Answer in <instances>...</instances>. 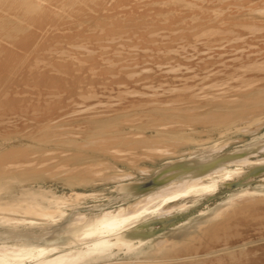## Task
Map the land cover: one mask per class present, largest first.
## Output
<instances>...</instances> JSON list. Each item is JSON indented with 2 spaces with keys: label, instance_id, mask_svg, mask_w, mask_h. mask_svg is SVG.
I'll return each mask as SVG.
<instances>
[{
  "label": "rangeland",
  "instance_id": "374dc122",
  "mask_svg": "<svg viewBox=\"0 0 264 264\" xmlns=\"http://www.w3.org/2000/svg\"><path fill=\"white\" fill-rule=\"evenodd\" d=\"M263 107L264 0H0V248L57 231L15 264H264ZM191 156L232 174L165 206L117 190ZM107 211L145 217L127 242L67 236Z\"/></svg>",
  "mask_w": 264,
  "mask_h": 264
},
{
  "label": "bare ground",
  "instance_id": "6f19581e",
  "mask_svg": "<svg viewBox=\"0 0 264 264\" xmlns=\"http://www.w3.org/2000/svg\"><path fill=\"white\" fill-rule=\"evenodd\" d=\"M30 6V5H29ZM31 7H32V5H31ZM30 7V8H31ZM255 27V26H254ZM256 30V29H255ZM210 31H208V33H209ZM213 32V31H212ZM257 32V31H256ZM211 33V32H210ZM215 34V33H214ZM206 35V34H205ZM209 36V35H208ZM237 37H238V35H237ZM256 67V66H255ZM258 71V70H257ZM263 78V77H262ZM231 80V79H230ZM239 80V79H238ZM245 81V80H244ZM250 81V80H249ZM221 83V82H220ZM219 83V84H220ZM244 83H246L245 85H244ZM244 83H240L242 86L244 85L245 87H246V85L248 84V85H250L251 83H247V81L246 82H244ZM223 84V83H222ZM252 85V84H251ZM253 86V85H252ZM209 87V86H208ZM244 87V88H245ZM249 88H251V86H249ZM248 88V89H249ZM247 88H245V90H248ZM239 90H240V87H239ZM242 90H243V87H242ZM244 91V90H243ZM249 92V91H248ZM213 95V94H212ZM193 96H195V94L193 95ZM197 96V95H196ZM218 96V95H217ZM222 98V97H221ZM227 98V97H226ZM225 99V98H224ZM234 99V98H233ZM264 108V107H263ZM256 109V108H255ZM261 109V108H260ZM260 109H258V110H260ZM253 110H254V108H253ZM261 112V111H260ZM163 124V123H162ZM169 124V123H168ZM94 132V131H93ZM108 136V135H107ZM107 136H105V135H103V136H99L98 138L99 139H104V140H106L105 138H107ZM77 137V136H76ZM158 139V138H157ZM156 139V140H157ZM95 140H98V139H95ZM104 140H102V143H103V141ZM109 140H110V138H109ZM155 140V139H154ZM112 141V140H111ZM176 141H177V139H176ZM100 142V141H99ZM178 142V141H177ZM95 143V142H94ZM93 143V141H92V145L94 144ZM101 143V142H100ZM121 143V142H120ZM68 144V143H67ZM97 144H99V143H97ZM95 145H96V143H95ZM164 146H165V144H163ZM94 146V145H93ZM163 146V147H164ZM173 146H174V144H173ZM108 147V146H107ZM144 147V146H143ZM162 147V148H163ZM181 147V146H180ZM105 148V147H104ZM154 148H156V147H154ZM165 148V147H164ZM108 149V148H107ZM157 149V148H156ZM155 149V150H156ZM160 149V148H159ZM171 149V148H170ZM209 149V148H208ZM207 149V150H208ZM166 151L165 152H167V150H169V148L168 149H165ZM157 151V150H156ZM170 154V153H169ZM3 161V160H2ZM9 162H11V161H9ZM8 162V163H9ZM13 162V161H12ZM11 162V163H12ZM7 163V164H8ZM6 164V163H5ZM2 165V164H1ZM11 165V164H10ZM13 165V164H12ZM5 167H8V165H6ZM4 168V167H3ZM12 168V167H11ZM5 169V168H4ZM10 169V168H9ZM22 169V168H21ZM106 169V168H105ZM14 170H15V167H14ZM13 170V171H14ZM16 170H18L17 168H16ZM103 170V169H102ZM257 170V169H256ZM264 170V169H263ZM3 171V170H2ZM90 171H91V169H90ZM99 171V170H98ZM144 171V170H143ZM258 171V170H257ZM5 172V171H4ZM7 172V171H6ZM224 173V174H226V175H231L232 173L230 172V171H228V170H226V168H224V167H216V168H214L210 173H208V174H206V175H203V176H190V177H186V178H183V179H179V180H175V181H172V182H170V183H168V184H166V185H164V186H162V187H160V188H158L157 190H155V191H153V192H151V193H148V194H145V195H143L141 198H139V199H137L136 201H134L135 202V206H136V208L138 209L139 207L141 208V206L144 204V202L147 200V199H150L149 197H154L155 196V198L157 199H160L161 198V196L163 195V197H162V199L161 200H159V204L161 203V204H163L164 206L166 205V204H169L170 202H175L176 200H178L179 198H182V196H184V194H182V192H190V194L192 195V194H196V193H198V192H203V191H206V190H209V188H211L212 186L210 185V184H208V185H206V186H202L204 183H206V182H214V178L213 177H215V175H220L221 173ZM253 172V171H252ZM0 173H1V169H0ZM129 175H131V174H126L125 175V177H128ZM133 176V175H132ZM117 177V176H116ZM124 177V176H123ZM114 178V177H113ZM119 181V180H118ZM128 182V181H127ZM133 182V181H132ZM216 185V183L214 182V185L213 186H215ZM200 188V189H199ZM159 191V192H158ZM246 195H248V193L247 192H244ZM189 194V193H188ZM189 194V195H190ZM199 194V193H198ZM201 194V193H200ZM159 195H161L160 197H156V196H159ZM244 195V194H243ZM243 195H241V197L239 198V200L240 201H243L245 198H243L242 196ZM75 196H77L78 198L79 197H86L87 196V194H81V195H78V194H75ZM245 196V195H244ZM248 197V196H247ZM246 197V198H247ZM154 198V199H155ZM249 198H251V200L249 199ZM152 199V198H151ZM150 199V200H151ZM258 198L256 197V199H255V197H252V196H250V197H248V200H250V201H252V200H254V202H256L255 200H257ZM236 200H238V199H236ZM247 200V199H246ZM147 201H149V200H147ZM245 201V200H244ZM244 201H243V203H244ZM134 202H132V203H134ZM132 203H130V204H128L127 206H130ZM154 203L155 204H157V201H154ZM235 203L236 202H234V205H235ZM239 202H237V204H238ZM241 203V202H240ZM246 203H247V201H246ZM154 204V205H155ZM248 204H249V202H248ZM254 204V203H253ZM152 206H154L153 204H151ZM230 205V204H229ZM239 205V204H238ZM237 205V206H238ZM252 205V204H251ZM144 206V205H143ZM142 206V207H143ZM152 206H150V207H152ZM240 206H243L242 208H244V206L245 205H239L238 207H240ZM250 206V205H249ZM248 206V207H249ZM253 207H254V205H252ZM123 208H125L126 209V206H122ZM132 207V206H131ZM131 207L129 208V210L128 211H130V209H131ZM157 207V206H156ZM178 206H177V204H175V205H172V206H170L169 208H167V209H163V207H162V211H163V213L164 214H166V213H168V212H170V211H172V210H174V209H176ZM229 207V206H228ZM232 207H233V205H232ZM235 207V206H234ZM238 207H236L235 209L237 210L238 209ZM251 207V206H250ZM241 208V207H240ZM143 209V208H142ZM147 209V208H146ZM150 209V208H149ZM148 209V210H149ZM232 209H234V208H231L230 207V210L229 211H231ZM141 210V209H140ZM222 210V209H221ZM242 210V209H241ZM17 211H19V210H17ZM139 211V210H138ZM142 211V210H141ZM157 211V210H156ZM160 211V210H159ZM159 211H157V212H159ZM226 211H227V209H226ZM226 211H224V212H226ZM235 211V210H234ZM151 212V211H150ZM157 212H155V213H157ZM219 212H220V210H219ZM223 212V211H222ZM20 213H21V211H20ZM107 213H110L109 211H107V212H105V213H103V214H100V215H98L97 217H87V219H83V220H80L79 222H77L76 224H73V225H71V226H69L70 228H69V230H71V232H73V236H71V237H73L72 238V242H75V243H78V242H82L83 244H93V245H96V244H110V239L111 238H120V239H122L121 241L122 242H127L125 239L126 238H124V237H119V233H121V232H123L124 230H126V229H128V228H130L132 225H135L136 223H138L139 221H141L145 216H142V217H140V218H137V219H135V220H130V221H127V222H125V223H121L123 220H124V218H125V215H119V217L117 216V217H114L112 214L113 213H110V214H107ZM152 213V212H151ZM230 213V212H229ZM148 214V213H147ZM222 214V213H221ZM143 215H145V214H143ZM219 215V214H218ZM251 215V214H250ZM215 216V215H214ZM236 217V216H235ZM135 218V217H134ZM133 218V219H134ZM237 219V218H236ZM108 220H110V221H112L113 223H107L108 222ZM224 220H229V219H224ZM224 220H222L223 222H224ZM231 220H234V219H231ZM238 220V219H237ZM230 221V220H229ZM229 221H227L228 223H229ZM69 222V221H68ZM92 222H94L93 224H91ZM219 222V221H218ZM217 223V222H216ZM228 223H226V224H228ZM221 224V223H220ZM213 230H215V229H213ZM212 230V232H214ZM216 230H217V228H216ZM48 231V230H47ZM40 232V231H39ZM98 235H101V236H99L98 238H96V239H93L95 236H98ZM88 238H90L91 240H88ZM35 239V241H33V242H27V241H25V245L26 246H16L15 245V247H18V248H16V249H10V251L7 249H5V248H0V263L1 264H15L17 261H21L22 259H13V257H15V256H17V257H24V256H26L28 259H33V258H39L40 260L42 259L41 257L42 256H44L45 255V253L47 252V251H51V250H53V249H59V247H57V246H45V247H42V248H40L39 247V245H38V243L41 241L40 239V237H35L34 238ZM93 239V240H92ZM119 240V239H118ZM117 240V241H118ZM170 243V242H169ZM168 242H160L159 243V241H157V243L155 244L156 246H157V248L158 249H161V248H165V247H167V246H170L171 245V243L169 244ZM32 245H34V246H32ZM112 245V244H111ZM3 245H0V247H2ZM4 246H7V245H4ZM155 249H156V247H155ZM157 250V249H156ZM153 251V250H152ZM162 252V251H161ZM21 254H23V256L21 255ZM153 255V254H152ZM156 255V254H155ZM149 256H151V255H149ZM19 257V258H20ZM26 258V259H27ZM165 259V258H164ZM168 259V258H167ZM156 261V260H155ZM153 262V261H152ZM117 263H119V262H117ZM116 263V264H117Z\"/></svg>",
  "mask_w": 264,
  "mask_h": 264
},
{
  "label": "water",
  "instance_id": "95a60500",
  "mask_svg": "<svg viewBox=\"0 0 264 264\" xmlns=\"http://www.w3.org/2000/svg\"><path fill=\"white\" fill-rule=\"evenodd\" d=\"M220 160V159H219ZM216 162L218 160H214L212 162H200L199 159L188 157V158H180L173 160L168 163L167 166L161 168L156 172V174L147 177L143 181H133L128 182L124 184H120L117 187L118 192L126 195V197L123 200H130L131 198H136L141 195H145L148 193H151L158 188L174 181L183 179L186 177H192V176H203L208 173H210L214 168H216ZM119 198H116L115 200H118ZM121 199V198H120ZM64 224L60 225L63 226ZM135 226H138V224L132 225L130 228L124 230L123 232L119 233V237L126 238L125 240L128 241V238H131L130 235H128L129 229L134 228ZM70 227L65 228L68 230L69 234L68 237H71L70 234L73 233L71 230H69ZM64 229V228H62ZM133 231V230H132ZM57 231L53 233H49L43 240H41L38 245L40 248L45 246H56L63 242L61 239H58V235L56 234ZM133 238L135 237H143V236H150L151 234H143L139 231H135L130 233ZM128 235V236H127ZM64 238V237H63ZM73 238V237H72ZM2 239V238H0ZM122 240L120 238H116L117 240ZM71 240V239H70ZM130 243V242H129Z\"/></svg>",
  "mask_w": 264,
  "mask_h": 264
}]
</instances>
